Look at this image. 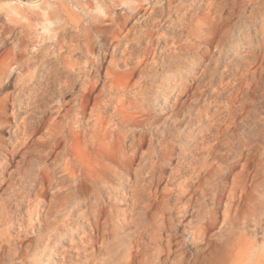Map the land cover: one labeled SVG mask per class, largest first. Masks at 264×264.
Segmentation results:
<instances>
[{
	"label": "rangeland",
	"instance_id": "374dc122",
	"mask_svg": "<svg viewBox=\"0 0 264 264\" xmlns=\"http://www.w3.org/2000/svg\"><path fill=\"white\" fill-rule=\"evenodd\" d=\"M128 1L119 2L116 11L122 12ZM110 2L0 0V40L7 39L14 49L19 38L27 41L29 45L22 47L28 56L36 54L39 62L48 58L43 57V47L50 45L62 28L67 33L58 38L68 45L72 42L69 34L78 28L82 32L94 15L104 16ZM177 3L190 12L195 10L196 15L186 21L190 24L182 32L169 36L181 37L192 50L198 49V54L194 57L186 52V62L169 71L157 64L164 55L153 60L155 70H149V65L147 71L138 72L133 69L138 54L119 52L101 64L96 74L105 84H100L88 101H68V95L59 94V85L49 83L44 69L36 72V66L25 70L26 74L35 73L33 86L37 88L30 90L20 85L22 80L14 79L16 65L8 68V86H0V138L7 147L17 134L27 131L36 143L31 155L15 157L6 174L9 180L0 185V264H145V260L148 264H264V0H174ZM88 40L93 43L88 60L98 61L108 52L106 48L113 47L111 39L103 41L100 33L90 32ZM172 74L179 83L169 76ZM147 115L153 118L150 123H145ZM74 119H79V128L86 129L97 146L121 155L129 167L125 180L117 186L119 190L131 195L126 190L127 181L150 186L147 192L152 191V195L146 201L150 220L157 223L167 217L164 254H159L163 243L151 242L143 235L141 241L150 246L143 255L147 259L124 249L136 241L134 232L139 225H134L128 214L132 212L131 199L117 213L107 205L100 212L104 231L95 233L86 218L76 216L69 229H61L72 215L73 204L53 207L48 221L54 223L41 229L37 217L42 209L35 193L42 190L38 182L27 195L12 194L14 182L29 179L31 172L72 164L69 136ZM131 130H136L135 141H130ZM138 131L146 134L142 137ZM48 137H52L50 147L41 144ZM55 137L62 139L61 143L53 142ZM159 139L170 142L171 149H159ZM79 146L82 152V143ZM40 150L46 155L42 163L38 162ZM159 152L165 157L151 170V159L158 160ZM104 163L117 167L112 159ZM197 175L202 178L198 192L192 193L189 183ZM83 180L92 184L88 177ZM160 188L166 192L163 199L155 193ZM181 191L185 194L177 197ZM51 196L44 198L48 205ZM154 231L162 232L156 226ZM50 233L51 247L44 252L43 240ZM118 237L123 240L112 244Z\"/></svg>",
	"mask_w": 264,
	"mask_h": 264
},
{
	"label": "bare ground",
	"instance_id": "6f19581e",
	"mask_svg": "<svg viewBox=\"0 0 264 264\" xmlns=\"http://www.w3.org/2000/svg\"><path fill=\"white\" fill-rule=\"evenodd\" d=\"M110 1V4L105 7L106 9L104 11V16H101L100 14L94 15L93 17L95 19L89 22V24L84 25L82 27V32L80 31V28H78L76 32H71L69 34L72 42H70V44L68 45L63 44L62 40L58 38L60 35L64 37L67 33L66 29L62 28V33H58L56 39L52 38V43L50 45H45L43 47L46 49V55H43V57L46 56L48 58L43 59L39 62L36 58V54L33 53V55L28 56L25 48L22 47L23 45H29L27 41H23L21 40V38H19L18 43L14 49L8 46L9 44L7 39L0 40V86H8L7 84L9 83V80H5V75L7 74L9 67H11L12 65H14L15 67L16 65L15 71H18V74L14 79L17 81L22 80L20 84L22 87L26 86L30 90L34 89L35 86L33 85H35L34 83L36 82V80L33 79H35V73L31 72L30 74H26L25 70L29 67L37 66L38 69L36 70V72H38V70L44 69L45 77L48 79L49 83L59 85V94L62 96L68 95L70 97L68 101H88L91 93L95 91L100 84H105V81H102V79L100 80L99 76L96 73L98 72V70H100L99 68L100 66H102L101 64L109 55L114 56L119 52L121 53V55L122 53L124 55H131L132 53L138 54V56L135 58V65L133 66V69L138 72H144L145 69L147 71L146 67H148L149 65V70H155L156 62L153 60L157 55H164V58L157 62V64H162L161 69L168 71L171 67H176V64L186 62L183 60V56L186 54V52L189 51L192 55L194 54V57L197 56L198 49L196 50V52L192 50V48L188 46L189 44L182 42L181 37L175 39L171 38L172 36H169L170 34H179V32H182L184 27L190 24L186 21L188 19L192 20L196 15L195 10L192 9V11H194L192 13V11L190 12L182 4H174V0H130L128 2H125L127 6H123L122 12H120L116 11V7L120 6L119 2H121L122 0ZM200 10L202 9L200 8ZM171 16H175V18L172 19ZM130 23H132L131 26H128L130 25ZM90 32L100 33L103 41H108L109 39H111L113 43L112 49L106 48L108 52H105L103 54V58L99 59L98 61L87 59L89 56V52L92 49L91 46H93V43L90 44L88 40L90 38ZM28 41L32 42V39H28ZM194 44V46L198 48V43ZM63 48H65V50H62ZM74 55H79L78 59L73 58ZM149 59H152L151 63H149ZM91 64L93 66L92 68L90 67ZM12 68L11 70H13ZM195 71L196 70H194L193 73H195ZM14 75L15 73L13 74V77ZM169 76L173 77L175 75L172 74V76ZM186 76L184 78H186ZM62 77L65 78V80L59 81V79H61ZM195 77H198V75ZM172 79L176 81V83H179L176 77H173ZM182 82H184L185 84V81ZM182 82L180 84H182ZM172 84L173 83H171L170 85ZM181 91L182 90H180V93ZM5 97H7L6 94L3 98ZM97 97L98 96L96 95L94 98ZM2 100L4 101V99ZM152 119L153 118L150 115H147L145 123H150ZM25 125L26 129H28L27 124ZM73 125V129L69 136L71 140L72 164L69 165V162H65V164L63 165H55L51 168L42 167L41 171L39 172H31L28 175L29 179L22 177L24 178L23 182H14L13 187L15 190H12V194L27 195L33 192V183L38 182L40 183L42 190H37L35 193L40 197L39 201L41 202L40 203L38 201L42 209V213L37 217L41 229H44L46 226H51L54 223L53 220L48 221L49 217L53 215V207H69L73 204L74 207L71 211L72 215L68 219H66L61 229H69L73 223L72 217L76 216V218L78 219L86 218V220H88L89 228L93 229L95 233L101 232L102 230L104 231L103 223L100 220V212L105 209L107 205H110L113 211L117 213L120 211L121 205L126 203V200L131 199L132 203H130V207L132 209V212H128V214L130 215L131 222L134 225H139L136 227V230L134 232L135 237H137L136 241L132 246L127 245V247H124V249L128 250L129 253L134 257H138L141 254V260L147 259V257L144 258L143 255L148 253L146 250H150V246L141 241V235H143L151 242L157 240L158 242L163 243V247L160 248L159 254H164L167 251V245L166 243H164L167 241V239L164 237L165 229L167 227V225L165 224L167 217L166 215L163 216L162 221L157 223H153L152 220H150V216L149 214H147L149 210V203H146V201L149 200L150 196L152 195V191L147 192L150 186H147L146 184L142 185L140 183H137L136 181L133 183L131 181H127L125 183L126 190L128 189L131 192V195L128 196L127 192L119 190L120 187L117 186L123 182V177L124 175H126L125 173L128 172L127 170H129V167H127V165H125V163L121 161V155L112 153L104 146H97L95 144V140H93L92 137L90 138L88 136L86 129L82 130L79 128V119H74ZM141 131H138V133L143 137L146 132ZM128 133L133 134V137L131 136L132 139L130 141H135L134 134L136 133V130H131ZM160 133L163 132L160 131ZM160 136H162L161 138H164V135ZM15 139V142H10V144L6 147V144L4 143L5 140L3 138H0V185L6 184V182L9 180V177H6V174L8 168L13 164L15 157L19 154H22V156L31 155L33 144L36 143V140L30 135V132L27 131L21 134H17ZM122 140H124L123 137ZM61 141L62 139L55 137L53 142L59 144L61 143ZM204 141L206 140L204 139ZM51 142L52 137H48V139L42 141L41 144L50 147L49 144ZM80 143H82L83 146L82 152L78 151L80 148ZM132 146L135 147V144ZM165 146L167 147V149H169L171 146L170 142H167L165 139H159L158 148L162 149ZM187 148L190 149V147L188 146ZM43 151L44 150H40V155L38 158L39 163H42L45 160L46 155ZM154 154L155 152H153L152 155ZM134 155H136V149L134 150ZM164 157V152H159V154L157 155L158 160L151 159L152 165L150 166V169L152 170L155 164ZM191 158L193 157L191 156ZM106 159L115 160L117 163V167H110L105 164L104 161ZM92 173H95V175ZM84 176L88 177V179L90 178L92 180V184L85 182L83 180ZM136 178L138 179L139 176H137ZM195 178L197 179L192 180L189 183L191 186L190 192L192 193L198 192V186L200 185V179L202 178V175H197L195 176ZM46 182L47 184L45 185ZM17 184H22V186L18 188L16 186ZM49 188L52 189V192H50ZM46 189H49V193L46 191ZM50 193L52 194V196L50 204L48 205L46 204L44 198H46L47 194ZM111 193L115 196H120L121 199H118L117 197L115 198ZM155 193L161 199L166 197V192L164 191V189L160 188V190L158 189ZM184 194V191L178 192L177 197H182V195ZM102 197L104 198V200L102 199ZM25 198H27V196H25ZM135 207H138L140 209L137 212H134L133 210ZM152 223L153 226H151ZM155 226L158 229L162 230V232H155ZM50 237L53 238V233L49 234L47 240H43L42 247L44 249V252H46V250L51 247L50 242L52 238L50 239ZM121 239L123 240V238L118 237L117 240H115V242H113L112 244L121 241ZM145 264H148L146 260Z\"/></svg>",
	"mask_w": 264,
	"mask_h": 264
},
{
	"label": "clouds",
	"instance_id": "9594fccd",
	"mask_svg": "<svg viewBox=\"0 0 264 264\" xmlns=\"http://www.w3.org/2000/svg\"><path fill=\"white\" fill-rule=\"evenodd\" d=\"M6 7H7V5H6Z\"/></svg>",
	"mask_w": 264,
	"mask_h": 264
}]
</instances>
